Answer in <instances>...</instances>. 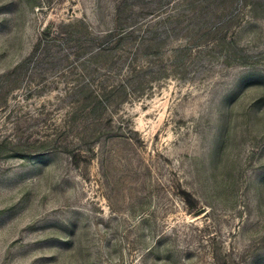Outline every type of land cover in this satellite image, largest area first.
Here are the masks:
<instances>
[{"label": "rangeland", "instance_id": "obj_1", "mask_svg": "<svg viewBox=\"0 0 264 264\" xmlns=\"http://www.w3.org/2000/svg\"><path fill=\"white\" fill-rule=\"evenodd\" d=\"M0 264H264V0H0Z\"/></svg>", "mask_w": 264, "mask_h": 264}]
</instances>
